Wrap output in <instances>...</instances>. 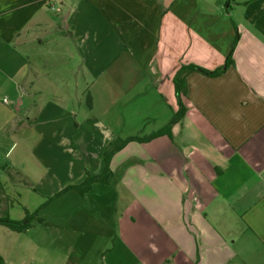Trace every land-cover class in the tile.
Instances as JSON below:
<instances>
[{"label": "crops", "instance_id": "0c3cea01", "mask_svg": "<svg viewBox=\"0 0 264 264\" xmlns=\"http://www.w3.org/2000/svg\"><path fill=\"white\" fill-rule=\"evenodd\" d=\"M43 205L4 264H264V0H0V213Z\"/></svg>", "mask_w": 264, "mask_h": 264}, {"label": "trees", "instance_id": "16d2710c", "mask_svg": "<svg viewBox=\"0 0 264 264\" xmlns=\"http://www.w3.org/2000/svg\"><path fill=\"white\" fill-rule=\"evenodd\" d=\"M234 48H235V45L232 47V50L227 57L225 65L222 68L216 69L215 71H208V70H205L203 68H200V67H197L194 65H190L188 67H185V68L183 67L182 69H180L177 72V74L175 75L174 80H173L174 84H175L176 95H177L178 104H179V110L177 111V113H175V115L173 116L169 125L167 127H165L164 129H162L156 133H153L150 136L143 137V138H131L129 140L122 141L120 143H115V144H113L111 151L109 153H107V156L109 157L114 152L120 150L128 141L149 142V141H151L157 137L163 136V135H167V136L171 137L172 126L174 124L182 121L185 117L186 112H187V109L184 106L183 101H182V96L187 93L186 81L182 78L183 73L188 71V70L189 71L195 70V71L201 72L207 76L217 77V76L223 74L224 72H226L232 66H234V60H233ZM108 157H107V165L105 167L104 172L101 175L93 176V177L89 176L80 185L69 186V187L65 188L61 193H58L53 198L49 199L48 202L54 200L55 198H58L64 192H66L67 190H70V189H75L81 195H85L86 193H88L91 190L92 186L95 183L108 184L111 177H112V172L110 171V169L108 167ZM7 200H8V197L4 198L3 203L5 202L7 204ZM45 206L46 205H43L42 207H40L39 209H37L36 211H34L32 213L27 211L25 218L23 220H20V221L11 219L6 211L4 213H0V225L7 227L14 232H18V233L26 232L32 226H34L36 224H42L44 222V219L40 215V212H41V210H43L45 208ZM0 264H4V260L1 257V255H0Z\"/></svg>", "mask_w": 264, "mask_h": 264}, {"label": "rangeland", "instance_id": "374dc122", "mask_svg": "<svg viewBox=\"0 0 264 264\" xmlns=\"http://www.w3.org/2000/svg\"><path fill=\"white\" fill-rule=\"evenodd\" d=\"M24 196L27 198L26 194H24ZM25 200H28V199H25ZM28 202L31 204H35L33 200H28L27 203ZM20 207L21 206H18V205H15L14 208H13V206L9 207L8 211L11 213V218H17L18 214L22 211L21 210L22 208L20 209ZM8 211H6V212H8ZM3 212H5V211H3Z\"/></svg>", "mask_w": 264, "mask_h": 264}, {"label": "built area", "instance_id": "2783aa9c", "mask_svg": "<svg viewBox=\"0 0 264 264\" xmlns=\"http://www.w3.org/2000/svg\"><path fill=\"white\" fill-rule=\"evenodd\" d=\"M4 103H7V99L4 100Z\"/></svg>", "mask_w": 264, "mask_h": 264}]
</instances>
